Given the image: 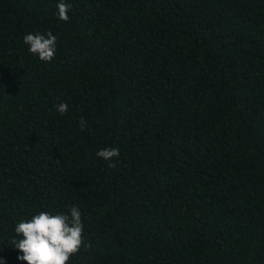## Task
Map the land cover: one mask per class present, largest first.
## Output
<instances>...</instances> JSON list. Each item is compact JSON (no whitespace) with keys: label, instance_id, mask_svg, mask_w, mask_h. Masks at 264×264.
<instances>
[{"label":"trees","instance_id":"16d2710c","mask_svg":"<svg viewBox=\"0 0 264 264\" xmlns=\"http://www.w3.org/2000/svg\"><path fill=\"white\" fill-rule=\"evenodd\" d=\"M59 2L0 0V264L71 206L68 264H264V0Z\"/></svg>","mask_w":264,"mask_h":264},{"label":"clouds","instance_id":"9594fccd","mask_svg":"<svg viewBox=\"0 0 264 264\" xmlns=\"http://www.w3.org/2000/svg\"><path fill=\"white\" fill-rule=\"evenodd\" d=\"M69 5L65 0L57 4V15L62 21H69ZM23 42L28 46L31 54L38 56L41 61L50 62L56 54V37L51 33L47 36L40 33H29L23 37ZM57 111L63 115L68 111L66 103H60ZM84 119L79 121L81 130L86 128ZM104 161H111L119 156L117 148H104L96 153ZM114 167V164H109ZM15 233L19 239H13L15 249L22 255L17 259L26 264H68L70 257L76 254L83 244V222L81 212L76 206H71L68 214H50L41 211L31 219L23 220L15 226Z\"/></svg>","mask_w":264,"mask_h":264}]
</instances>
